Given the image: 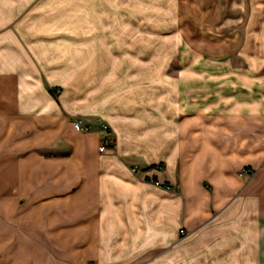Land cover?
I'll return each instance as SVG.
<instances>
[{
  "label": "crops",
  "instance_id": "obj_1",
  "mask_svg": "<svg viewBox=\"0 0 264 264\" xmlns=\"http://www.w3.org/2000/svg\"><path fill=\"white\" fill-rule=\"evenodd\" d=\"M86 23L83 47L0 36V264H264V19L243 63L174 83H123Z\"/></svg>",
  "mask_w": 264,
  "mask_h": 264
},
{
  "label": "rangeland",
  "instance_id": "obj_2",
  "mask_svg": "<svg viewBox=\"0 0 264 264\" xmlns=\"http://www.w3.org/2000/svg\"><path fill=\"white\" fill-rule=\"evenodd\" d=\"M260 19H264V0H0V36L14 29L19 33L17 25L27 20L22 29L29 49L50 39L60 45L83 43L84 38L77 35L87 33L86 20L93 33L100 26L106 37L102 40L107 41L101 49L123 56L107 60L109 66L117 61L123 68V83L148 78L179 82L181 69L196 62L217 66L233 58L243 63L248 53L244 50L251 49L250 28ZM79 118L84 117H76L73 123ZM109 131L116 144L110 126ZM262 172L261 202L252 206L262 212L264 227Z\"/></svg>",
  "mask_w": 264,
  "mask_h": 264
},
{
  "label": "built area",
  "instance_id": "obj_3",
  "mask_svg": "<svg viewBox=\"0 0 264 264\" xmlns=\"http://www.w3.org/2000/svg\"><path fill=\"white\" fill-rule=\"evenodd\" d=\"M74 127L79 130V131H89L90 129V124L87 122V119L85 118H79L77 119L75 122H74ZM102 127L107 131V132H110L109 131V125L106 124V123H102ZM109 134V138H108V141H107V144L104 143L103 145L100 146V151H103L108 144H111V145H114L115 144V140L113 137L110 136V133ZM134 171H137V168H133ZM252 172V169L249 168V167H245L242 169L241 173H248L250 174ZM156 184L158 185H161L160 181H156ZM163 186H165L167 189H170V185H164L162 184ZM186 231L183 229L181 230V234L182 235H186Z\"/></svg>",
  "mask_w": 264,
  "mask_h": 264
},
{
  "label": "trees",
  "instance_id": "obj_4",
  "mask_svg": "<svg viewBox=\"0 0 264 264\" xmlns=\"http://www.w3.org/2000/svg\"><path fill=\"white\" fill-rule=\"evenodd\" d=\"M54 91V90H53ZM156 181H158V180H156ZM164 185H169L168 183H163Z\"/></svg>",
  "mask_w": 264,
  "mask_h": 264
}]
</instances>
